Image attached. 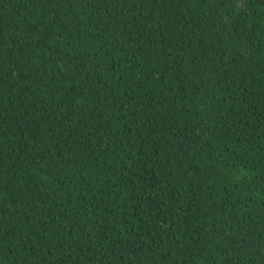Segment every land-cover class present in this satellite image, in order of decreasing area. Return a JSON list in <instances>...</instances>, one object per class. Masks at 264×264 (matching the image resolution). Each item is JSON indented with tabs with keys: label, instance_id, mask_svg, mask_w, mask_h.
I'll return each mask as SVG.
<instances>
[{
	"label": "trees",
	"instance_id": "obj_1",
	"mask_svg": "<svg viewBox=\"0 0 264 264\" xmlns=\"http://www.w3.org/2000/svg\"><path fill=\"white\" fill-rule=\"evenodd\" d=\"M0 264H264V0H0Z\"/></svg>",
	"mask_w": 264,
	"mask_h": 264
}]
</instances>
